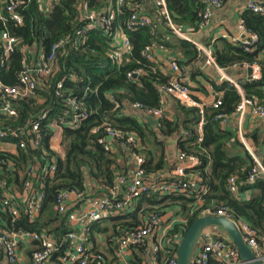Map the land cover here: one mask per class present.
<instances>
[{
	"label": "built area",
	"instance_id": "obj_1",
	"mask_svg": "<svg viewBox=\"0 0 264 264\" xmlns=\"http://www.w3.org/2000/svg\"><path fill=\"white\" fill-rule=\"evenodd\" d=\"M30 0H0V22L4 28L0 29V125H3L2 118L10 120L18 117V105L21 101L33 96L37 89L46 88L49 79L57 75L59 69V58L68 56L75 51L80 54L82 48L88 41L89 31L97 27L103 28L104 36L109 40L107 57L109 60L121 66L125 60H129L132 51V43L126 31L120 26L117 27L123 8L129 5L128 0H115L104 11L90 12L87 9L81 17L83 26L73 34L57 40L48 50L44 47H33L31 51L22 44L20 38L14 35L7 27L9 21L16 25L24 23L23 14L20 8ZM62 0H37L39 9L47 11ZM245 9L264 15V0H247ZM155 15L140 12L136 9L127 20L128 30H137L142 27L158 28L155 18L162 21L174 35L191 41L201 54L205 66L214 70L218 74L219 84L227 82L230 86L242 90L243 85L248 81L259 80L262 78L260 65L244 64L242 67L233 65L229 69L221 68L214 56L212 45L202 43L195 39L197 34L206 27L212 19L215 9L224 6L222 0H209L203 14L202 21L198 30L184 29L176 24L170 14L166 0H152ZM232 43H242L246 51H252L253 45L258 41L256 35L248 32L242 21L237 28V33L226 37ZM17 50L23 55L21 60L22 68L17 73V84H10L2 78L4 69H8L10 62ZM159 50L168 53L156 44L148 46L144 51V56L150 61L156 62ZM27 54L32 55L28 59ZM163 54V53H162ZM162 71L169 75V80L157 86L160 94V107L146 106L141 102H134L131 107L145 116H152L156 120V127L162 126L165 118V105L168 97L174 98L178 103L187 107H199L200 112L204 113V105L195 100L192 91V83L186 79L183 67L173 57L163 61ZM252 68V74L248 75V69ZM243 70V73H239ZM234 71V73H233ZM143 70L128 73V77H138ZM65 77L59 80L56 85L57 97H65L64 92ZM93 91L91 85L87 86L83 97ZM113 104L115 112L127 109L118 100L113 92L106 94ZM82 98L73 95L64 98V106L53 119L50 120V110H42L34 117L28 119L20 128L0 126V168L6 167L8 171L16 170L15 161L5 155H17L19 150L30 148L32 153L29 162L33 161L27 168L19 170L18 174L24 178L21 181L22 191H12L5 181H0L5 188L4 194L0 196V209L6 212L13 221L19 219L22 213L27 214L31 222L40 219L41 210L47 194L44 190L47 178L55 177L58 170V158L62 157L66 151L65 129L79 128L81 123L87 119L92 110L88 108ZM222 98L218 95L213 103L214 108H219ZM250 113L252 116L264 120V105L258 104L251 98L244 97L239 103L235 113L231 116L219 114L217 120L225 128L232 116L243 118ZM203 119L200 122V127ZM103 127L106 136L99 139L107 150L117 152L119 147L127 149L135 161V170L132 175L122 173L115 179V186H102V192L95 181L93 192L78 191L76 189H62L58 192L55 201V210L59 220L67 219L72 229L65 235L68 247L61 257L64 264H106V257L102 251L94 248L90 235L96 223L102 222L110 217H116L135 209L136 201L144 195L148 197L163 198L167 195L193 194L198 200V208L204 204L203 196L209 192L208 187L203 183L202 178L197 174L188 173L195 170L200 164L198 157L188 155L178 150L177 165L171 170L167 178H160L149 174L144 167L145 157L142 154L143 145L136 133H125L114 128L111 124L110 116L104 114L101 126L93 129L96 133ZM203 138L199 137V141ZM63 152V153H62ZM253 167L248 173L247 182L249 184L257 182L258 179L264 180V160L257 156H252ZM17 161V160H16ZM236 174L228 179V189L233 196L240 193L241 185ZM15 185V184H13ZM12 186V185H11ZM148 212V216L143 219L142 224L131 228L119 227L118 234L113 238L115 245V257L117 264H130L128 254L133 247H144L150 252L153 264H158L159 252L164 246L179 245L188 227V216L182 211L179 204L169 206L167 209L155 207ZM144 209H141L143 213ZM192 214V213H191ZM200 215H218L234 220L243 233L247 244L255 254L264 262V245L260 244L256 229L249 223L236 219L229 210L221 207L213 210L204 208ZM172 231H176L174 234ZM153 238V247H148V238ZM57 235L48 228L43 230H26L15 228H0V250L4 249L7 264H20L21 242H36V247L31 253L33 264H48L51 259L60 252L61 243ZM1 253V251H0ZM225 261V264H249L239 257V252L233 243H229L212 231L204 230L199 250L192 259V264H208L210 259ZM165 264H178L177 252L168 257Z\"/></svg>",
	"mask_w": 264,
	"mask_h": 264
},
{
	"label": "trees",
	"instance_id": "obj_2",
	"mask_svg": "<svg viewBox=\"0 0 264 264\" xmlns=\"http://www.w3.org/2000/svg\"><path fill=\"white\" fill-rule=\"evenodd\" d=\"M115 0H62L47 11H41L37 0H30L25 3L20 12L23 14L24 23L16 25L9 21L7 27L18 36L22 44L31 51L33 47H44L49 49L57 40L73 34L83 26L81 17L84 10L90 12H102ZM145 0H128L118 18L117 27L123 28L132 43V51L129 60L121 66L113 64L107 57L109 40L104 36L103 28L97 27L89 31L88 41L82 47L84 51L77 54L71 52L67 57L59 58V69L53 79H49L46 88H39L35 94L23 100L18 105L19 115L16 118L5 120L3 127L20 128L25 122L40 113L42 110H50V120L59 112L65 109L64 98L69 95L82 98L87 86L91 85L93 91L83 97L84 102L92 110L91 115L85 119L79 128L65 129L66 151L64 156L58 158V170L52 179L47 178L45 192L47 197L44 200L40 219L31 222L27 214L22 213L16 221L0 209V228H15L26 230H43L48 228L57 235L61 243V250L54 255L55 264H64L61 258L68 247L65 235L72 229L67 219L59 220L55 210V201L58 192L62 189H76L86 191L90 177L97 183L99 192L102 186H115V179L124 171L121 170L119 157L121 147L117 152L107 150L99 139L106 136L103 127L96 133L93 129L101 126L104 114L110 116L114 128L125 133H136L141 141L151 142L155 137L156 128L151 125L143 113L131 107L134 102H141L146 106L160 107V94L157 86L169 80V75L162 71V68L154 62L145 58V49L153 44L162 47L185 69L189 64L202 59L197 47L188 40L174 35L172 31L163 25L162 21L155 18L158 28L142 27L137 30L127 29V20L136 7ZM173 21L184 29L198 30L202 21V14L207 6L204 0H166ZM226 2V0H222ZM242 23L246 30L257 36L258 41L251 47L252 51H246L242 43H232L229 39L221 37L212 42L214 56L217 64L224 69L233 65L243 66L244 64L260 65L262 78L248 81L243 85L242 90L230 86L229 83L211 82V90L222 98L219 108L213 105H205L204 113L199 107H187L180 103L165 105V118L162 126L158 129L161 135L178 136V148L181 152L199 158L201 164L188 173L197 174L202 178L203 183L208 187L209 192L203 196L204 204L198 206V200L193 194L167 195L161 199L144 195L140 198L138 206L149 202L154 206L161 204L162 209L179 204L182 211L188 216V226L199 216L204 208L213 210L225 207L236 219H246L256 228L264 227V180L258 179L255 186H251L246 180L248 173L253 167L252 157L245 150L243 144L238 140L236 131L224 128L217 120L219 114L231 116L235 113L241 100L251 98L255 103L264 105V15L254 11H245L242 15ZM4 28L0 22V29ZM32 52V51H31ZM32 59L31 54H27ZM21 60L23 55L17 50L14 54L8 69L2 72V78L10 83L17 84V73L22 68ZM143 70L138 77H128V73ZM241 73V71L239 72ZM198 74L191 78L196 80ZM65 77V97H57L55 85ZM205 93L209 89L201 87ZM193 93L195 89L192 88ZM113 92L119 101L127 102V107L122 114L113 110V104L107 98V93ZM195 100L197 96L194 95ZM199 100V99H198ZM203 123L200 127V122ZM202 140L199 141V137ZM259 144L258 139H255ZM240 149L242 151H240ZM34 153L38 151L32 150ZM30 148L19 150L18 154L1 155L11 157L17 166L16 170L8 171L6 167L0 168V181H5L10 187L15 184L22 187L19 170L27 168L33 161ZM143 152V151H141ZM251 157V162L248 158ZM17 160V161H16ZM264 160V158L262 159ZM164 165V155L152 166L149 155L145 159L144 167L149 174L158 171ZM234 174L238 177L241 185L240 190L258 187L260 193L249 201L241 202L234 197L228 189V179ZM24 178H22L23 180ZM88 184V185H87ZM6 187L0 184V196L4 194ZM167 201V204H164ZM140 209V208H139ZM125 212L116 217H110L106 223H96L92 231L107 232L110 228L119 227L131 228L142 224L138 210ZM152 210V209H149ZM147 212L144 211L143 214ZM192 213V214H191ZM58 220L60 222H58ZM102 221V222H104ZM113 222L112 225H109ZM52 223L59 226L52 227ZM176 231H172L174 234ZM95 233V232H94ZM179 245H168L166 255L173 256ZM2 252V250H0ZM31 253V251H30ZM161 254V253H160ZM2 260L0 259V262ZM166 261V260H165ZM134 264H141V259H135ZM220 264V263H217Z\"/></svg>",
	"mask_w": 264,
	"mask_h": 264
},
{
	"label": "crops",
	"instance_id": "obj_3",
	"mask_svg": "<svg viewBox=\"0 0 264 264\" xmlns=\"http://www.w3.org/2000/svg\"><path fill=\"white\" fill-rule=\"evenodd\" d=\"M207 2V6L209 4V0H204ZM247 0H226L224 2V6L221 9H215L213 12V16L209 24L203 28L196 36L200 42H204L208 44L211 39L215 41L221 37H229L237 33V28L239 27L242 21V15L245 11V6L247 4ZM112 5V4H110ZM109 5V6H110ZM138 11L144 12L147 14L155 15L153 2L152 0H145L141 4L136 7ZM212 42L209 44L211 45ZM163 53V54H162ZM173 58L170 53H165L162 50H159L156 63L159 65L160 68H163V61H167V59ZM183 73L187 80L192 83V88L195 89L194 95L197 96V101L201 104L211 105L215 98L218 96L217 93L211 90V82H217L218 74L209 68H207L202 59L196 61L194 63L189 64L185 69H183ZM234 73V71H233ZM243 73V70H241ZM193 74H198L196 76V80H193L191 76ZM208 88L210 91L209 93H205V91L201 87ZM177 101L172 98L168 97L166 101V106L171 107V103ZM141 113V112H140ZM156 129L155 137L151 142H143L141 141L143 148L142 154L144 155L145 159L147 160V155H149L150 161H152V166H154L157 161L164 155V165L156 172L152 174L154 176L160 178H167L170 175L171 170L177 165V156H178V136L179 134H174L173 136H164L161 135L158 128L154 126ZM226 129L236 131V135L238 140L243 144L245 150L249 153V155L257 156L260 159L264 158V120L261 118H257L252 116L250 113L246 114L243 118L238 116H232L229 120V123L225 127ZM139 137V136H138ZM140 138V137H139ZM258 139L259 144H257L255 139ZM141 140V139H140ZM240 151H242L240 149ZM63 153V152H62ZM65 154V152H64ZM64 154L62 156H64ZM251 157L248 158V161L251 160ZM119 164L121 170L128 175H132L135 170V161L134 158L131 156L127 149H122L120 157H119ZM253 161V159H252ZM251 162V161H250ZM89 184V185H88ZM88 189L89 192H93L95 188V184L90 177L88 180ZM257 182L251 183V186H255ZM12 191H17L21 193L22 188L17 185H12L9 187ZM5 191V190H4ZM260 193L258 187L247 188L241 190L240 193L236 196V198L241 201H249L255 196ZM235 197V196H234ZM139 200L136 201L135 209L129 212L137 211L140 217L141 222L145 219L148 215L149 209H153V205L151 206L149 202H144L141 207L138 206ZM176 205V204H175ZM164 207L161 204H157L155 207ZM168 208V207H167ZM165 208V209H167ZM141 209H144V214L141 213ZM163 210V209H162ZM143 211V212H144ZM242 221L251 224L257 231L258 238L261 245H264V227L263 228H256L251 222L246 219H242ZM58 222H60L58 220ZM0 223L1 220H0ZM106 223V221L101 222ZM111 222L109 225H112ZM68 225L72 227L69 223ZM59 226L57 223H52V227ZM207 231H212L213 234L218 235V237L223 238L229 243H233L231 238L227 235V233L220 227L212 228L207 227L205 228ZM95 232V233H94ZM92 231L90 235V240L94 246V248L98 251H102L106 257V264H117V259L115 257V245L113 243V238L118 234L117 229L110 228L107 232H96ZM58 239V238H57ZM153 238H148V247H153ZM36 247V242H21L20 245V255L21 261L20 264H33L31 260V253L33 249ZM166 246L159 252V261L158 264H165V260L168 258L166 253ZM199 247L196 249L195 254L198 252ZM31 251V253H30ZM161 253V254H160ZM0 259L2 260L0 264H7V257L5 254L4 249L0 253ZM61 260V258L59 257ZM128 259L130 264H134L135 259H141V264H153L152 257L149 251H146L144 247H133L132 250L128 254ZM225 264L223 260L217 259H210L208 264ZM48 264H55L53 258ZM69 264V263H68Z\"/></svg>",
	"mask_w": 264,
	"mask_h": 264
},
{
	"label": "water",
	"instance_id": "obj_4",
	"mask_svg": "<svg viewBox=\"0 0 264 264\" xmlns=\"http://www.w3.org/2000/svg\"><path fill=\"white\" fill-rule=\"evenodd\" d=\"M252 70V68L247 70L248 75L252 74ZM145 118L151 125H155L156 120L154 117L146 116ZM207 227L222 228L238 249L239 257L242 261L249 264H264L245 241L237 223L232 219L218 215H200L187 227L177 249L178 264H192L201 236Z\"/></svg>",
	"mask_w": 264,
	"mask_h": 264
},
{
	"label": "rangeland",
	"instance_id": "obj_5",
	"mask_svg": "<svg viewBox=\"0 0 264 264\" xmlns=\"http://www.w3.org/2000/svg\"><path fill=\"white\" fill-rule=\"evenodd\" d=\"M164 204H167V201Z\"/></svg>",
	"mask_w": 264,
	"mask_h": 264
},
{
	"label": "clouds",
	"instance_id": "obj_6",
	"mask_svg": "<svg viewBox=\"0 0 264 264\" xmlns=\"http://www.w3.org/2000/svg\"><path fill=\"white\" fill-rule=\"evenodd\" d=\"M146 117V116H145ZM155 125H156V123H155Z\"/></svg>",
	"mask_w": 264,
	"mask_h": 264
}]
</instances>
